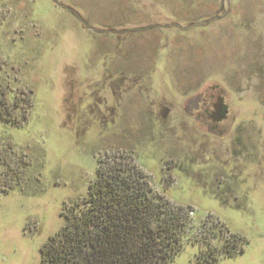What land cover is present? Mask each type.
<instances>
[{"label": "rangeland", "instance_id": "374dc122", "mask_svg": "<svg viewBox=\"0 0 264 264\" xmlns=\"http://www.w3.org/2000/svg\"><path fill=\"white\" fill-rule=\"evenodd\" d=\"M119 154L185 212L169 264H264V0H0V264Z\"/></svg>", "mask_w": 264, "mask_h": 264}, {"label": "trees", "instance_id": "16d2710c", "mask_svg": "<svg viewBox=\"0 0 264 264\" xmlns=\"http://www.w3.org/2000/svg\"><path fill=\"white\" fill-rule=\"evenodd\" d=\"M63 222L43 246L41 264H169L187 226L183 209L155 193L123 154L98 160L88 196L65 210ZM232 250L221 253L235 256ZM218 253L202 254L198 264H214Z\"/></svg>", "mask_w": 264, "mask_h": 264}, {"label": "flooded vegetation", "instance_id": "af4514ba", "mask_svg": "<svg viewBox=\"0 0 264 264\" xmlns=\"http://www.w3.org/2000/svg\"><path fill=\"white\" fill-rule=\"evenodd\" d=\"M223 108L224 107H222V105H221V112L219 111V114L217 116L219 121L224 120L226 118V115H227V111Z\"/></svg>", "mask_w": 264, "mask_h": 264}]
</instances>
